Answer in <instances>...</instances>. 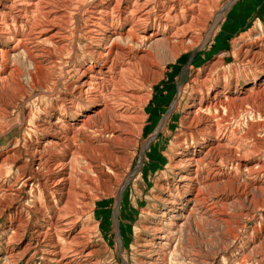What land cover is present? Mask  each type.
Masks as SVG:
<instances>
[{"label":"rangeland","instance_id":"1","mask_svg":"<svg viewBox=\"0 0 264 264\" xmlns=\"http://www.w3.org/2000/svg\"><path fill=\"white\" fill-rule=\"evenodd\" d=\"M30 1L0 0V264H264V0H147L146 33Z\"/></svg>","mask_w":264,"mask_h":264},{"label":"bare ground","instance_id":"2","mask_svg":"<svg viewBox=\"0 0 264 264\" xmlns=\"http://www.w3.org/2000/svg\"><path fill=\"white\" fill-rule=\"evenodd\" d=\"M28 1V0H27ZM30 1V0H29ZM138 1L139 0H134L133 1V3H132V11H131V13L129 14L128 13V16L127 17H124L125 16V11H124V8H121L120 9V7L119 6H117V18L119 19L121 16V19L123 20V21H127V19H130V21H131V27L132 28H135V29H142L141 30V32L142 33H146V28H145V26H146V24L147 23H145V22H147V20L149 19L148 18V15L150 14L149 12V9H148V3L150 2H147V0H142V2H140L139 3V5H138ZM31 2V1H30ZM34 2V1H33ZM42 2V1H41ZM40 1H38L37 3L35 2V3H33L30 7L32 8L33 6L37 9V7H38V5H40V9H42V10H45L44 12H42L43 14H46V15H44V16H49V17H52V12H55V11H51L50 10V6H49V4H47V3H41ZM32 3V2H31ZM16 4V3H15ZM125 4V3H124ZM26 5V4H25ZM126 5V4H125ZM188 5V4H187ZM128 6V5H127ZM18 7H23L22 5L21 6H18ZM26 8H28V7H26ZM54 8V7H53ZM14 9V8H13ZM20 9V8H19ZM39 9V10H40ZM123 9V10H122ZM171 9V8H170ZM191 10V9H190ZM25 11V10H24ZM32 12H34L33 10H31ZM175 11V10H174ZM18 12V11H17ZM22 12V11H21ZM46 12V13H45ZM182 13V12H181ZM56 14V13H55ZM35 15V14H34ZM174 15V14H173ZM16 16V15H15ZM19 16V15H18ZM17 16V17H18ZM33 16V15H32ZM150 16V15H149ZM176 16V15H175ZM35 17V16H34ZM33 17V18H34ZM42 17H43V15H42ZM65 17V16H64ZM166 17V16H165ZM20 18V17H19ZM32 18V17H31ZM32 18V19H33ZM106 19V18H105ZM104 19V20H105ZM168 19V18H167ZM174 21H173V23L172 24H169V21L167 22V20L166 19H164V17L163 18H157V19H155V20H153V26H155L156 25V27H159L161 24L163 25V27L164 26H166V25H168V26H170V27H172V28H175V31L174 32H172L171 34H170V37L169 38H173V39H176L177 40V38H180L179 37V35H181L182 33H184L185 31L184 30H182L183 29V27L182 28H179V27H176L177 25V18L176 17H174ZM16 20V19H15ZM23 20V18L21 19L20 18V21H22ZM110 20H112V18H109V21ZM170 20V19H169ZM54 20H52V19H46L44 22H43V24L41 25V28L40 27H38V28H40L41 30H39V35H40V37L41 36H44L43 37V39L44 38H46L47 40H54V42H56L55 40L57 39H64L65 37L64 36H62V32H60L61 31V25L59 24V25H57V24H55L54 22H53ZM56 21V20H55ZM179 21V20H178ZM59 22V21H58ZM104 22V21H103ZM184 22V21H183ZM24 23H25V19H24ZM40 23V22H39ZM168 23V24H167ZM18 24V23H17ZM20 24V23H19ZM32 24V23H31ZM182 24V23H181ZM180 24V25H181ZM21 25V24H20ZM29 25H30V23H29ZM143 25V26H142ZM101 27H103L102 25H100ZM142 26V27H141ZM30 27V26H29ZM162 27V26H161ZM162 27V28H163ZM106 28V27H105ZM187 28V27H186ZM31 29H33V28H31ZM157 29V28H156ZM185 29V28H184ZM60 30V31H59ZM173 30V29H172ZM6 31V30H5ZM10 31V30H9ZM17 31V30H16ZM184 31V32H183ZM12 34V33H11ZM19 34V33H18ZM108 34V33H107ZM121 34V33H120ZM120 34H119V37H121L120 36ZM126 34H128L127 36H130L132 33H126ZM32 35V34H31ZM38 35V34H37ZM106 36H108V35H106ZM116 36V35H115ZM144 35H142V37H143ZM151 36H153V35H149L147 38H150ZM104 36H101V38H100V40L103 38ZM135 37H136V35H135ZM138 37V36H137ZM10 38V37H9ZM36 38V37H35ZM115 38V37H114ZM166 39H168V38H166ZM33 40V39H32ZM37 40V39H36ZM45 40V39H44ZM61 40V41H62ZM34 42V41H33ZM48 42V41H47ZM60 42V41H59ZM37 45V44H36ZM42 45V44H41ZM22 46V45H21ZM45 46V45H44ZM62 46V45H61ZM35 47V46H34ZM13 48V47H12ZM37 48V47H36ZM112 48V47H111ZM105 49V48H104ZM15 50V49H14ZM25 52V51H24ZM112 53V51H109V47L107 48V51L106 52H104L103 51V49L102 50H99V52H97V54H96V61L95 62H99V61H104V58L106 59V57L109 55V53ZM27 53V52H26ZM150 54V53H149ZM149 54H145V55H143L145 58L149 55ZM29 55V54H28ZM32 56V55H31ZM150 56V55H149ZM141 57V56H140ZM106 61V60H105ZM2 63V66H5V65H3V63L4 62H1ZM91 67V66H90ZM89 67V69H84V70H81V76H83L84 78H86V73H87V71H92L91 70V68ZM1 70V69H0ZM99 74V73H98ZM33 74H31V78H32V80H33ZM92 80H93V76H91V75H88L87 76V80H84V81H80V83H79V88H82V87H84L85 88V91H86V88L88 87V86H90V84H92L93 82H92ZM95 86V85H94ZM89 90V89H88ZM81 91V90H80ZM124 95V94H123ZM126 95V94H125ZM128 96L130 97H132L133 96V91H130L129 92V94H128ZM127 96V97H128ZM133 97H135V96H133ZM89 99H90V101L88 100V98H87V102L88 103H91L92 102V100H93V98H91V96H89ZM134 99V98H133ZM97 100V99H96ZM95 100V101H96ZM86 101V100H85ZM93 103H95V102H93ZM132 104V103H131ZM88 106V105H87ZM173 106V105H172ZM62 109V111L64 112L65 111V108H61ZM62 112V113H63ZM130 117V116H129ZM134 117V116H133ZM165 119H166V116H165ZM165 119H164V121H165ZM162 125V124H161ZM59 143V142H58ZM68 143V142H67ZM66 143V145H63V144H57V146L58 147H60L61 149H64V151H66L67 149L66 148H69L70 146H68V144ZM54 144V143H53ZM56 146V145H55ZM61 157V156H60ZM34 174V173H33ZM30 180H31V177L30 176H27L26 178H25V181H24V183L26 184V183H28V182H30ZM55 180V179H54ZM58 182V181H57ZM19 189V188H18ZM68 217V216H67ZM63 229V228H62ZM55 252V251H54ZM49 255L51 254V249L49 250V253H48ZM53 254V253H52ZM54 255H55V253H54ZM50 258V257H49Z\"/></svg>","mask_w":264,"mask_h":264}]
</instances>
